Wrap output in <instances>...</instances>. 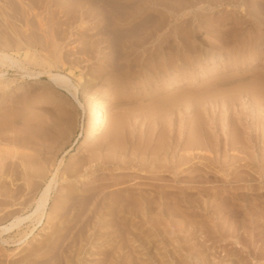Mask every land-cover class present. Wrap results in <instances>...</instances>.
Returning a JSON list of instances; mask_svg holds the SVG:
<instances>
[{"label": "rangeland", "instance_id": "rangeland-1", "mask_svg": "<svg viewBox=\"0 0 264 264\" xmlns=\"http://www.w3.org/2000/svg\"><path fill=\"white\" fill-rule=\"evenodd\" d=\"M8 1L0 0V5L5 8V12H8V17L0 14V32L3 34L7 31L5 26L8 22H17L18 26L23 25L22 22L16 21L12 16L14 13L11 6L7 5ZM43 1L45 2V0ZM74 1L76 3V0ZM85 1H91L97 5L107 4L111 8L113 5H119L118 7H120L121 12L125 10V5L129 3H133V6L142 3L143 9L136 16L135 22L126 25L123 27L125 29L118 32L124 41L133 42L139 40L141 32L139 33V30H135L134 27L137 23L143 24L148 22V20L150 22L151 19H153L151 23H157L158 21L168 22L169 18L171 22L169 25H165L154 32L153 38L145 43L144 46L134 49H122L118 47L121 50V54L118 56L117 54L112 56L113 53L109 57L105 56L104 53L110 50H102L103 45L100 43H97L96 47L93 46L92 51L86 52L87 47L85 46L84 38L79 39L78 37L80 36L75 34V38L72 37L71 41L68 40L67 45L69 47L67 46L64 49L68 54H65L60 68H54V70L67 74L73 80L77 86L78 99H75L72 92L53 84L52 80L48 77H42L37 80L27 79L24 83H19L21 81L20 75H18L17 71L10 69L7 72V76L10 79H14V82L9 90L3 93V97L0 96V118L13 117V124L11 123V126H9L11 130L7 129L9 130L8 134H21L24 130V119L32 110L42 116L49 117V114L46 112L47 110L59 112L61 109H69L68 118H70L71 125L68 127V134L62 139L63 149L60 150L57 157L58 163L62 160V171L73 163H80L79 161H82L83 157L85 158L89 154L90 147L95 142L98 143L99 141L110 144V140L116 138L118 144L123 147L121 153L119 152L120 154L103 151V153H109V159L105 164L101 160L86 164L84 166L86 171L83 176L72 178L73 182L71 183L76 188L81 190L90 185L89 187L92 189L99 182L113 183L114 185L115 181H118L124 183L118 184L119 186L111 185L112 187L109 186L100 191L98 189V191L103 192L108 190L112 192L117 191V189L123 186L132 185L136 187V190L138 189L137 192L145 193L148 187H150L148 190L151 189L149 182H154L157 183V186L153 187L154 189L163 191V187H166L168 191L166 192L164 188L165 193L171 192L172 198L178 197L177 199L166 201L165 198L159 197L157 193L158 199L152 203L150 209L147 210L145 207L147 204L143 201L139 202V213L133 210L138 214L132 213L133 211L127 208L120 215L122 222L126 225L119 231L106 229V226L111 225L110 212H108L107 206L99 208L93 217H91L90 224L86 227L87 229H84L85 233L76 235L77 239L73 241L74 243L72 242L69 248L70 252L69 250L66 251V255L72 256V262L68 264H264V253L262 251L264 250V240L262 241L261 239L263 238L261 235L264 236V232H262L264 230V214H262L264 213V200L260 202V199H264V195L262 198L256 196L259 194L257 192L264 194V169L257 161L252 163V159L247 153L242 155V152L233 151V149L231 150L226 147L227 134L231 130L228 120L231 118L237 120L240 117L243 118V127H251L253 138L255 139L257 136V131L254 128L257 122L256 117H258L256 108L248 104L247 98L243 99L236 91L239 86L252 83L257 76H264V43L259 46V52H255L257 41L264 42V0ZM30 12L32 13L30 18L33 19H37L38 15H46L45 8H37V6L30 9ZM90 23L92 21L88 23L89 25L85 24L83 30L86 27L91 28L92 24L90 25ZM1 28H4V32ZM178 30L183 31L180 33ZM7 32L11 34V30L8 29ZM89 33L92 34L93 32L91 33L90 31ZM157 35H160L159 41L155 39ZM98 36H95L93 41L101 37L100 34ZM49 41V48L56 52L58 49L57 44L60 43V40L56 41L54 39ZM83 45L85 46L84 48ZM72 46L74 49H72ZM153 49L156 51H152ZM71 50L72 53L70 54ZM204 53H224L227 55L228 57L222 64L212 63L206 66L213 69L217 68L212 73L213 75L220 74V71L224 70H226V73L218 75L215 79L203 83L201 81L188 86L185 81H181L180 84L175 83V79H184L187 75L193 74L195 71L193 72L192 70L196 67L200 69L204 67L197 62ZM233 63L237 64L232 72L230 71V66ZM134 64H136L135 67H133ZM180 64L184 65V71H188L186 76H181ZM37 67L40 68L39 66ZM239 69L241 71H238ZM175 70V76H178L172 78L174 82L172 84V81L166 80V77ZM189 70L191 71L189 72ZM110 73L117 75L116 80L113 79L112 82L111 80H106ZM230 73L233 74L230 75ZM52 84L57 88L52 89ZM16 87H20L19 92H15L14 89ZM74 89L73 87L72 91H75ZM30 91L37 94V101L35 102L34 100L37 109L24 101L26 97L28 98ZM231 91L235 92L231 93ZM217 93L221 94L220 97L216 95L218 96L215 97L218 98L217 101L210 98L211 95ZM228 94L229 96H227ZM188 96L191 98L187 101L185 98ZM227 98H230L227 101L229 102V108H227V102L225 103V99ZM91 103L103 105L105 117L104 129L99 135L93 136L92 141L85 142L86 129L92 121L93 116H95ZM16 112L23 114L15 117L11 116L16 114ZM6 113H9V115ZM1 115L3 116L1 117ZM197 118L202 119L206 129L211 132L209 138L213 141V147L205 148L201 152L198 151L202 155L197 150L192 152L195 155L198 153L199 155L197 156L199 157L204 156L200 159L196 157L195 159L197 160L188 159L186 163L188 162L189 164L187 163L186 166L188 168L190 164L194 163L193 165L197 164L196 168L199 167V169L196 171L190 169L185 174H181V171L177 169V163L181 158L180 154H184L185 152H181L180 146L175 147L171 139L173 137L176 140L180 138L181 142L185 141L188 137V131L193 127L195 120H198ZM116 119H120L118 134L105 138V134ZM16 120L17 122H15ZM239 124L242 127L241 122ZM212 127H214L213 130H210ZM7 130H5L6 133ZM160 139L166 143V149H168L158 150L157 154H154L153 151L156 150ZM77 145L82 149H76L78 148ZM21 151L29 152V149L23 150L21 148ZM230 151L232 152L230 153ZM249 151L252 157H256V160L264 158V150L261 147L251 148ZM241 157H245L246 160H240ZM197 161L199 163H196ZM246 161L248 164L241 166L240 162L246 163ZM151 162L153 165H151ZM94 165H98V170L91 167ZM207 167L208 170L206 169ZM161 169H164L165 172L167 171L168 175ZM154 170H157L158 172L156 171V173H159V175ZM96 171L99 175L96 174ZM179 174L185 176L187 180L185 182L178 181ZM93 175H96V178ZM192 176L199 177L198 181L197 177H193L192 179ZM100 177L104 179L101 180ZM21 181L24 184L25 180ZM135 181L141 182V187L137 186ZM68 182L61 181L59 183L58 191L52 194V206L65 192ZM194 185L197 186L194 187ZM183 189L188 190V192L185 190L187 196L184 198L182 197ZM98 191H93V193L95 194ZM188 197L190 198L188 199L191 201L190 203L186 201ZM182 199L185 200L183 201ZM231 199L232 201H230ZM179 201L181 204H179ZM167 204L168 207L166 206ZM219 204L220 206H218ZM259 204L263 205V207L259 206ZM172 205L175 207L173 208ZM208 205L210 206L208 207ZM50 211L51 209H48L47 214ZM47 220L46 217L43 221V226L42 223L39 224L35 233L25 243L12 242V238L5 235L3 238H8V242L3 243L0 241V264H25V259L29 252L32 249L34 250L36 246L40 247L43 245L42 243H44L51 232L49 227L51 225H48ZM215 220L216 222H214ZM217 221L221 223L219 224ZM258 231L259 233H257ZM73 233L76 234L77 231ZM73 233L68 235L70 238L68 237L64 240L65 244L72 241L71 237L75 236ZM254 233L258 234V236ZM118 238L122 239L118 240ZM109 248L110 250H108L107 254L105 250ZM260 250L262 251L261 256ZM114 254L116 255L114 256Z\"/></svg>", "mask_w": 264, "mask_h": 264}, {"label": "bare ground", "instance_id": "bare-ground-1", "mask_svg": "<svg viewBox=\"0 0 264 264\" xmlns=\"http://www.w3.org/2000/svg\"><path fill=\"white\" fill-rule=\"evenodd\" d=\"M132 4L129 3V4L125 5V10L121 12L120 7H118L119 5H115V6L113 5L111 8L110 6H107V4L97 5L91 1H85V0H76V3L74 0H45V2L43 0H9L7 5L11 6V9L14 13L12 16L16 19V21H19L20 23L22 22L23 25L18 26L17 22H8L5 27H6L7 31H8V29L11 30V34L7 31L5 32V34L0 32V34L2 33V35H0V68H3L0 70V96L3 97V95H4L3 93L7 92V90H9L12 83L14 82V79H10L7 76V72L11 69V70L17 71L18 75H20L21 81L19 83H24L27 79L37 80V79H41L42 77H48L52 80L53 84H55L56 86H60V88L63 87L64 89H67L68 91L72 92L75 99H78L77 92H76L77 86L75 85L73 80L67 74L61 73L59 71L56 72L54 70V68H60L61 63L63 62V59L65 58V54H68L67 51L64 49H65V47L67 48V46H68L67 45L69 42L68 40L73 39L72 37H74L75 34L80 36V37H78L79 39L84 38V42L86 43L85 46L87 47L86 52L92 51L91 50V49H93L92 47L95 46L97 43H100L101 45H103L102 50H110L109 52L104 53L105 56L109 57V56H111L112 53H113L112 56H114V54H117V56H118L119 54H121V50L118 47H120L122 49L123 48L124 49H127V48L128 49H130V48L134 49V48L144 46L145 43L149 42V40L151 38H153L154 32L159 30L161 27H164L165 25H169V23L171 22L170 18H169L168 22L158 21L157 23H151V20H153V19H151L150 22L148 20L149 23L148 22H145L143 24L137 23L134 27H135V30H139V33L141 32V34L139 35V37H140L139 40H136L133 42L124 41L123 37H121L118 32L125 29L123 27H125L126 25H129V24H132L133 22H135L136 16L143 9V7L141 5L142 3L138 4L136 6H133ZM35 6H37V8H41V7L45 8L46 15H43V16L38 15L37 16L38 18L36 17L37 19L30 18V16H32L30 9H33ZM2 7L3 6L0 5V14H2L4 17L5 16L8 17V14H7L8 12L7 11L5 12V8L4 7L2 8ZM33 15H34V13H33ZM44 16H45V18H44ZM10 18H12V17H10ZM158 19H159V17H158ZM90 21H92V23H90V25L92 24L91 28L86 27L87 29L85 28V30H83L85 27V24H88ZM2 29L4 32V28H1V30ZM185 29H187V28H185ZM90 31H91V33L92 32L93 33L90 34L89 33ZM132 31H134V30H132ZM181 31H183V30H181ZM181 31H179V32L181 33ZM185 32L187 33V31H185ZM99 34L101 35V37L98 38L99 40L96 39L95 41H93V38L95 36H98ZM183 34H184V32H183ZM77 35H76V37H77ZM159 37H160V35H157V37L155 39L159 41ZM161 37H162V35H161ZM169 37H171V36H169ZM190 37H191V35H190ZM54 39H56V41L60 40L59 41L60 43L57 44L58 49L57 50L55 49L56 52L52 51L49 48V44H50L49 40H54ZM122 42H123V44H122ZM223 43H225V42H223ZM263 43L264 42L257 41V43L255 45V52L256 53L259 52L258 48H259V46L263 45ZM85 46L83 45V48ZM72 49H74V47ZM81 51H82V49H81ZM148 51H149V49H148ZM152 51H156V50L153 49ZM163 51H165V50H163ZM166 51H167V49H166ZM93 52H94V50H93ZM71 53H72V50H71L70 54ZM171 53H173V52H171ZM158 54H159V52H158ZM155 55H157V54H155ZM93 56H96V55H93ZM119 57H121V56H119ZM122 57H123V55H122ZM148 57H149V55H148ZM227 57L228 56L225 55L224 53H221V54L204 53L203 55H201L200 59L197 61L200 65L204 66L203 68L200 69V68L196 67L194 70H192L193 72L195 71L193 74L187 75V77H185L184 79H175L174 82L180 84L181 81H185V83H187V86H188V85L198 83L201 81L203 83L205 81L215 79L218 75L226 73V70L220 71V74L218 73L216 75H213L212 73L217 68L213 69V68H209L206 66H208L209 64H212V63L213 64H222V62L224 60H226ZM67 58H69V57H67ZM118 58H116V59H118ZM138 60H139V58H138ZM133 61H134V59H133ZM188 63H189V61H188ZM123 64H124V62H123ZM174 64H175V62H174ZM181 64H182V62H181ZM181 64H180V69H181L180 74H181V76H186L188 71H184L183 70L184 65H181ZM236 64L237 63H235V64L233 63L230 66L231 67L230 71L233 72ZM135 65L136 64H134L133 67H135ZM169 65H170V63H169ZM37 66H39L40 68H38ZM119 70H120V68H119ZM119 70H118V72H119ZM190 71L191 70H189V72ZM238 71H241V69H239ZM228 72H229V70H228ZM175 74H176V70L173 71L170 75H168L166 77V80L172 81V84H173L174 82H173L172 78L178 76V75L175 76ZM231 74H233V73H230V75ZM247 76H246V78H247ZM116 77H117V75L115 73H110L106 80H109V81L111 80V82H112V80L115 79ZM53 84L51 86L52 89H56L57 87L54 86ZM73 87L75 88L74 89L75 91H72ZM19 89H20V87H16L14 90H15V92H19ZM31 91L28 94V98L26 97V99H24V101L28 105L31 104V107L37 109L36 105L34 104V100H35V102L37 101L36 100L37 94H35L33 92L31 93ZM232 92H235V91H231V93ZM236 93L240 94V96L243 99L247 98V100H248L247 103L251 104V106H255V108H256V111H257L256 114H258V117H256L257 122L254 125V128L257 131V134H256L257 136L255 139L253 138V135L251 132V130H252L251 127H243V125H242L243 124V122H242L243 118L240 117V118H238V120L231 118L230 120H228V122L230 124L229 127L231 130H230V133L227 134L226 147H228L231 150L233 149V151L237 150L239 152H242L243 153L242 155H244V153H247L248 155H250V158L252 159L251 160L252 163H255L257 161V163L259 165H261V167L264 169V158L256 160V157H252V155L250 154V151H249V149H251V148L255 149V148H260V147L264 150V76L259 75V76H257V78L252 83L243 84V85L239 86ZM216 95H218L220 97L221 94L217 93V94L211 95L210 98L214 99V101H217L218 98H215V97H218V96H216ZM227 96H229V94ZM190 98L191 97L188 96L185 98V100L188 101V100H190ZM229 99L230 98L225 99V103L227 101H229ZM233 99H235V98H233ZM91 104H92L91 106L93 107V110L95 111V116H93L92 121L90 122L89 126L86 129V136H85L86 140H85V142L92 141V137L99 135L104 129L105 117H104V112H103V105L98 104V103H91ZM227 104H228L227 108H229V102H227ZM233 104H232V106H233ZM230 108H231V106H230ZM68 110H65V109L62 110L61 109L59 112L47 110L46 112L49 114V117H47V116L45 117L44 115L42 116L41 114L35 112L34 110H32L29 114L26 113L27 115L24 119V130L22 131L21 134L20 133L19 134L15 133L12 135H10V133L8 134L9 130H7V129L11 128V127L9 128V126H11L12 120H14L13 117L8 116V117L3 118L2 117L3 115H1L2 118H0V241L3 243L8 242V238H3L5 235H7L8 237L12 238V242L25 243L35 233V230L38 228L39 224L42 223V226H43V224H44L43 221L46 219V217L48 219L47 220L48 225L49 224L51 225V226H49L51 229V232L48 234L44 243H42L43 245H41L40 247L36 246L34 248V250L32 249L31 252H29V254L27 255L28 258L26 257V259H25V261H26L25 264H60V262H61V264L63 262H64V264L71 263L72 262V256L66 255V251L69 250V252H70L69 248H70L72 242L76 241V239H77L76 235L82 234L84 232V229L86 227H88L90 224L91 217H93V215L96 213V211L99 208H103V207L107 206L108 212H110L111 225L106 226V229L107 230L113 229V230L119 231V230H122V228L125 227V225H126L124 222H122V218L120 215L127 208H130L131 209L130 211L135 210L139 213V207H140L139 202L140 201L146 202L147 206H145V207L148 210V209H150V207H152V203L155 202L156 199H158V197H157L158 194H159V197H162V199L165 198L166 201L169 199L170 200L171 199H177V197H178V196L177 197L175 196L176 198L175 197L172 198L171 192L165 193L164 188L166 189V187H163V191H159L160 189H154L153 187L157 186V183H154V182H149L151 189L148 190L150 188V187H148V189H146L145 193L137 192L138 189L136 190V187H134L132 185L123 186V187L120 186L122 188H119V189L116 188L117 191L110 192L107 190V191L99 192L101 189H104V188H107V187L113 185V183L108 184V183H104V182L103 183L99 182L97 184V186L94 188L92 187V189H91V187H89L90 185H88L85 189H81V190L76 188L75 185L73 183H71V182H73L72 178L75 176H79V177L83 176V174L86 171V169L84 168V166L86 164H91V163H94L98 160L99 161L101 160V162L103 164H105L107 162V160L109 159V157H108L109 153H103V151H105V152L110 151V152H114L115 154H118L119 152L121 153L123 147L118 144V140L116 138L111 139L110 144H107V143L105 144L104 142H99V141H98V143L95 142L91 145L89 154L85 158L83 157V160L79 161L80 163H78V162L76 164L73 163L72 165L67 166L64 169V171H62L61 170L62 160L58 163L57 157H58L60 150L63 149L62 139L65 137V135L68 134L67 133L68 127L71 125L70 120H69L70 118H68V114H69ZM25 112H27V111H25ZM225 113H226V111H225ZM238 113L240 114V112H238ZM6 114L9 115V113H6ZM22 114L23 113L16 112V114L11 115V116L15 117V116H20ZM225 116H226V114H225ZM215 120H216V118H215ZM225 120H226V118H225ZM18 121H20V120H18ZM15 122H17V120ZM239 122H241L242 127L240 126ZM213 128L214 127L210 128V130H213ZM119 129H120V119H116L112 122L109 130L105 134V138H108L110 136L113 137L115 134H118ZM5 130H7V133L5 132ZM210 133L211 132H209V130L206 129V126H204V121L202 119H198L197 121L195 120L193 127L190 128V130L188 131V137L186 138L185 141L181 142L180 138L178 140H176V139H173V137H172L171 140H173V142H174L173 145H175V147L180 146L181 152L184 151L185 153H188V154H185V153L180 154L181 158L177 163V169H179L181 171V174H183V173L185 174V172L189 171L190 169L192 171L193 170L196 171L197 169H199V167L196 168L197 164L193 165L194 163L190 164V166L187 168L186 164L188 162L186 163V161L188 159L193 160L196 157H199L197 155H199L201 153H199L198 151L201 152L205 148H212L213 147V141L210 140V138H209L211 136V135L209 136ZM223 138H222V140H223ZM161 139H162V137H161ZM161 139L158 142L156 150L153 151L154 154H157L158 150L161 151V150L166 149V147H167L166 143H164ZM215 139H217V138H215ZM261 142H262V144H261ZM77 147L78 148H76V149H78V150L82 149L79 145H77ZM21 148L23 150L29 149V152H22ZM196 150L199 154L198 153H197V155L192 154V152H195ZM220 150H221V148H220ZM231 152L232 151H230V153ZM220 154H222V153H220ZM203 156H201V157H203ZM201 157H199L197 159H200ZM211 158H212V156H211ZM177 159H178V157H177ZM197 159H195V160H197ZM214 159H215V157H214ZM220 159H221V157H220ZM240 160H246V159H245V157H241ZM196 163H199V162L197 161ZM240 164H241V166L247 165L248 162L247 161H246V163L240 162ZM151 165H153V163ZM211 165H212V162H211ZM97 166L98 165H94L91 167H94L95 170L96 169L98 170ZM184 166H186V167H184ZM199 166H201V165H199ZM208 166H209V164H208ZM194 168H196V169H194ZM231 168H233V167H231ZM237 168H239V167L237 166ZM203 169H205V168L203 167ZM206 169L208 170V167ZM213 169H214V167H213ZM156 171L154 170L155 173H156ZM162 171L164 173L167 172V171L165 172L164 169ZM259 171H260V169H259ZM154 172H152V173L154 174ZM147 173H148V171H147ZM152 173H150V174H152ZM96 174H98L97 171H96ZM156 174L159 175V173H156ZM160 174H161V171H160ZM181 174L178 175L179 178H177V179H179L178 181H180V182H185L187 179L185 176H182ZM105 175H107V174H105ZM195 175H196V173H195ZM93 176H94V178H96V175H93ZM150 176H153V175H150ZM193 177L195 178L197 176H192L191 178L193 179ZM246 177H248V176H246ZM97 178H98V176H97ZM100 178H101V180L104 179L102 177H100ZM198 179H199V177H197V181H198ZM21 180H25L24 184ZM18 181H20V182L17 183ZM61 181H63V182L69 181V182L67 184L65 183L67 186L65 188V192L62 194L61 197H59L57 199V201H55L53 203V206H52L51 205L52 194H53V192L58 191V186H59V183ZM146 181H148V180H146ZM146 181H145V183H146ZM120 183H124V182L115 181L114 185H118ZM135 183L137 186L141 185V182L138 183L135 181ZM174 186H176V185H174ZM196 186L194 185V187H196ZM190 187H191V185H190ZM157 188H160V187H157ZM98 189H99V191H98ZM168 189H169V187H168ZM183 190L184 191H182V197L184 198L187 196L186 191H185L187 189H183ZM93 191L94 192L98 191V192L94 194ZM167 191L168 190L166 189V192ZM176 191H178V190H176ZM176 191H174V192H176ZM194 191H196V190H194ZM187 192H188V190H187ZM246 193H248V192H246ZM257 193H259V194H257L256 196L259 198H262V196L264 195L261 192H257ZM191 194H189V195H191ZM255 194H256V192H255ZM224 195H225V192H224ZM199 196H200V194H199ZM199 196L197 195L198 198H199ZM195 197H196V195H195ZM229 197H230V195H229ZM234 197H236V196H234ZM238 197H239V195H238ZM248 197H250V196H248ZM181 198H179V199H181ZM230 198H232V197H230ZM188 199H190V198L189 197L186 198V201H189ZM233 199H235V198H233ZM182 200L184 201L185 199H182ZM261 200H264V199H260V202H261ZM230 201H232V199ZM159 202H161V201L159 200ZM190 202L191 201H189L188 203H190ZM168 203H169V201H168ZM206 203H207V201H206ZM179 204H181L180 201H179ZM166 206L168 207V204ZM169 206H170V204H169ZM184 206L187 207L186 205H184ZM209 206L210 205H208V207ZM218 206H220V204ZM259 206L263 207V205H260V204H259ZM174 207L175 206H173V208ZM173 208H171V209H173ZM48 209H51L49 214H47ZM154 210H155V208H154ZM168 210H170V209L168 208ZM135 211H133L132 213L138 214ZM258 211L260 212V210H258ZM105 212H106V210H105ZM177 212H179V210H177ZM164 213H165V210H164ZM262 214H264V213H262ZM254 218H255V216H254ZM259 218H260V215H259ZM258 220H260V219H258ZM262 221H260V222H262ZM214 222H216V220ZM217 222H219V221H217ZM220 223L221 222H219V224ZM129 224H131V223H129ZM128 227H130V226H128ZM178 228H180V227H178ZM261 228H260V230H262ZM263 228H264V225H263ZM113 230H112V232H113ZM74 231H77V233L76 234L73 233ZM109 232H110V230H109ZM262 232H264V230H262ZM70 233H73L75 236L73 237L71 235L72 241H70L68 239L70 242H67V244H65L64 240H66L68 237L70 238V236H68ZM103 233H101L102 236H104ZM257 233H259V231ZM260 233H261V231H260ZM256 236H258V234ZM261 236L264 238L263 235H261ZM80 237H81V235H80ZM120 237H121V235H120ZM258 238H257V240H258ZM263 238H261L262 241L264 240ZM119 239H122V238H118V240ZM254 240H255V238H254ZM43 247H45V248L42 250ZM108 250H110V248L105 250L107 254H108ZM111 250H113V249H111ZM254 250H253V252H254ZM256 251H259V250H256ZM262 251L264 253V250H262ZM262 251L260 250V256H261ZM18 252H19V250H18ZM112 253H113V251H112ZM129 253H130V251H129ZM115 255L116 254H114V256ZM30 256H32V257H30ZM125 256H126V254H125ZM260 256H258V257H260ZM109 258H110V255H109ZM127 258H128V256H127Z\"/></svg>", "mask_w": 264, "mask_h": 264}]
</instances>
